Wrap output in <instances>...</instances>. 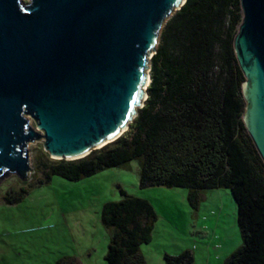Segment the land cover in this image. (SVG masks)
<instances>
[{
    "label": "trees",
    "instance_id": "trees-1",
    "mask_svg": "<svg viewBox=\"0 0 264 264\" xmlns=\"http://www.w3.org/2000/svg\"><path fill=\"white\" fill-rule=\"evenodd\" d=\"M241 16L239 0H185L161 27L147 98L128 130L78 159L37 157L29 187L54 175L78 181L138 160L140 188H185L193 211L205 190L226 188L236 203L241 244L223 264H264V163L243 122L244 76L233 46ZM27 191L9 190L5 199L18 202ZM120 193L100 212L110 232L104 259L148 264L141 245L151 240L158 215L147 199ZM163 259L194 264L188 249ZM55 264L80 263L65 256Z\"/></svg>",
    "mask_w": 264,
    "mask_h": 264
},
{
    "label": "water",
    "instance_id": "water-1",
    "mask_svg": "<svg viewBox=\"0 0 264 264\" xmlns=\"http://www.w3.org/2000/svg\"><path fill=\"white\" fill-rule=\"evenodd\" d=\"M184 2L0 0V182L28 179L29 143L72 160L119 138L147 98L161 27ZM239 2L242 118L264 163V0Z\"/></svg>",
    "mask_w": 264,
    "mask_h": 264
},
{
    "label": "rangeland",
    "instance_id": "rangeland-1",
    "mask_svg": "<svg viewBox=\"0 0 264 264\" xmlns=\"http://www.w3.org/2000/svg\"><path fill=\"white\" fill-rule=\"evenodd\" d=\"M28 151L32 166L28 179L11 174L0 182V264H55L65 256L80 264H107L110 232L102 225L100 212L106 201L122 197L120 189L150 201L158 215L151 240L141 245L150 264H166L164 253L175 255L186 249L192 251L194 264H223L241 244L237 207L229 189L205 190L193 211L185 188H140L138 160L78 181L54 175L47 183L29 187L37 177L34 159L53 158L42 142L29 143ZM21 187L28 188L23 198L7 202L6 193Z\"/></svg>",
    "mask_w": 264,
    "mask_h": 264
},
{
    "label": "crops",
    "instance_id": "crops-1",
    "mask_svg": "<svg viewBox=\"0 0 264 264\" xmlns=\"http://www.w3.org/2000/svg\"><path fill=\"white\" fill-rule=\"evenodd\" d=\"M204 196H205V195H204ZM214 202H215V201H214ZM205 228H206V227H205ZM215 231H216V230H215ZM215 233H217V232H215ZM145 258H146L148 264H150V261L147 259L146 255H145Z\"/></svg>",
    "mask_w": 264,
    "mask_h": 264
}]
</instances>
